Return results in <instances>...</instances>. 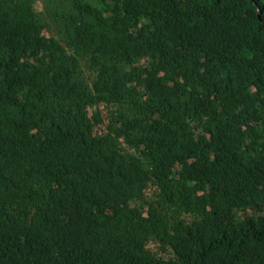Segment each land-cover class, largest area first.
Returning <instances> with one entry per match:
<instances>
[{
    "label": "trees",
    "instance_id": "16d2710c",
    "mask_svg": "<svg viewBox=\"0 0 264 264\" xmlns=\"http://www.w3.org/2000/svg\"><path fill=\"white\" fill-rule=\"evenodd\" d=\"M0 264H264V0H0Z\"/></svg>",
    "mask_w": 264,
    "mask_h": 264
}]
</instances>
